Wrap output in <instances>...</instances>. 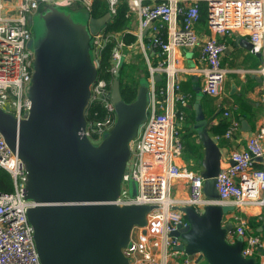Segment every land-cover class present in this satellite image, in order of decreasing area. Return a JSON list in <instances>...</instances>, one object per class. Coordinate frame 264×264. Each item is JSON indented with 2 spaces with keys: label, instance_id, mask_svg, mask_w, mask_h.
I'll return each instance as SVG.
<instances>
[{
  "label": "built area",
  "instance_id": "obj_1",
  "mask_svg": "<svg viewBox=\"0 0 264 264\" xmlns=\"http://www.w3.org/2000/svg\"><path fill=\"white\" fill-rule=\"evenodd\" d=\"M95 0H0V110L12 114L17 120L26 118L30 109L28 97L31 84L34 49L31 19L48 6L71 7L78 5L90 14ZM106 4L109 22L116 15L118 5L126 3L128 15L137 20L135 40L130 44L123 35L130 34L127 27L121 32H106L105 26L90 35V58L98 70L100 53L106 44H112L110 78L97 75L89 87L85 109L84 135L94 145L101 142L116 121L114 105L110 100L113 71L121 58L135 45L144 56L148 77L147 117L137 136L129 144V158L123 173L117 198L110 202L117 206L147 205L146 224L132 228L128 245L122 254L128 264H195L180 259L176 250L180 239L174 231L187 227L185 215L175 207L191 206L200 212L210 204L234 207L226 221L233 227L225 240L242 242L241 255L253 258L255 264H264V230L252 233L248 221L238 210L245 206H264V119L258 130L248 137L242 150L230 153L232 164L220 168L216 176L218 200L210 201L203 193V178L198 170L183 169L176 163L182 153L180 128L186 116L178 105L186 104L187 96L181 92L178 75L181 72H201L203 91L217 97L228 70L221 65V56L227 46L214 35L230 36L239 33L248 36L250 52L259 55L261 62L255 73L261 78L264 112V0H98ZM206 8L204 34L197 31L199 6ZM127 16V14H126ZM207 31V32H206ZM206 32V33H205ZM199 47L200 69L184 68L176 52L180 48ZM156 52L157 62L150 61L146 48ZM164 80L157 87L154 76ZM238 106L231 104L221 115L229 122L222 136L230 138L240 130V122L232 117ZM264 117V116H263ZM261 158L262 167H256ZM0 170L11 179L12 191L0 192V264H40L33 241V228L27 219V210L35 203L25 197L27 174L19 160L0 134ZM185 181L186 196L175 197L172 182ZM137 184L138 194L128 196V182ZM234 210H237L234 212ZM229 212V213H231Z\"/></svg>",
  "mask_w": 264,
  "mask_h": 264
},
{
  "label": "water",
  "instance_id": "obj_2",
  "mask_svg": "<svg viewBox=\"0 0 264 264\" xmlns=\"http://www.w3.org/2000/svg\"><path fill=\"white\" fill-rule=\"evenodd\" d=\"M39 16L47 33L34 49L28 114L17 120L0 110V134L24 164L25 197L35 203L26 215L37 256L40 264H128L122 249L132 228L145 226L149 206L110 202L120 191L129 144L147 117L148 81H140L135 99L125 102L119 81L124 59H120L110 89L116 121L101 142L92 144L84 135L89 87L98 75L90 58L91 33L53 6ZM109 18L105 13L96 20L105 26ZM241 44L248 50L252 47L248 40ZM160 79L154 76L155 82ZM189 107L195 113L192 129L202 150L198 171L203 193L216 201L222 151L208 131L201 105ZM241 129L249 130L245 121ZM174 209L188 222L185 229L171 233L180 239L175 247L182 251L180 259L195 264H255L253 258L241 255L240 240H225L233 224L224 219L233 206L210 204L200 212L191 206ZM261 210L264 214V206ZM263 230L264 220L257 232ZM260 252L264 254V249Z\"/></svg>",
  "mask_w": 264,
  "mask_h": 264
},
{
  "label": "crops",
  "instance_id": "obj_3",
  "mask_svg": "<svg viewBox=\"0 0 264 264\" xmlns=\"http://www.w3.org/2000/svg\"><path fill=\"white\" fill-rule=\"evenodd\" d=\"M128 28L131 32L130 35H133L132 33L136 34L137 20L134 19L132 23L130 22ZM204 29L205 26L201 27L198 22L197 31L201 34L200 36L204 34ZM214 37L227 46L225 53L221 56V65L228 70V73L220 94L217 97H211L203 91L204 81L199 71H194L193 73L181 72L178 75L181 92L187 96L186 104L184 106L178 105L184 111L186 118L182 123H177L180 128V139L183 149L181 155L177 157L176 163L183 169L198 170V162L202 157L201 146L192 129L195 113L189 106L196 103L201 105L205 119L209 121L208 131L212 125L226 120L222 117L220 110H224L231 104L238 106L237 112L232 113V117L238 119L240 125L242 121H245L249 130H242L240 127V130L235 132L230 138L222 137L218 140V146L222 151V167L230 164L229 156L232 151L244 149L248 137L258 130L264 119L261 78L255 73V70L260 65L261 58L242 46L241 42L248 40V36L233 33L230 36L214 35ZM146 53L151 62H157L158 56L156 52L147 47ZM198 53V46L190 49L180 48L177 50L176 56L181 67L194 68L196 70L203 67V64L198 60ZM129 61L133 64L139 61L145 66L143 70L147 72L144 56L135 45L124 57V62ZM209 133L211 136H215L210 131ZM256 167H262L259 161H257ZM172 192L175 197H185V181L183 179L173 180ZM238 211L248 221L249 230L252 233L257 232L264 220L261 208L249 205ZM231 215L232 212L228 213L225 219L228 220Z\"/></svg>",
  "mask_w": 264,
  "mask_h": 264
},
{
  "label": "trees",
  "instance_id": "obj_4",
  "mask_svg": "<svg viewBox=\"0 0 264 264\" xmlns=\"http://www.w3.org/2000/svg\"><path fill=\"white\" fill-rule=\"evenodd\" d=\"M107 11V7L105 2L95 0L92 3L91 11L89 16L93 19L101 18ZM127 14V16H126ZM205 19H206V8L203 3L199 6V23L201 27L205 26ZM131 22L130 15H128L127 12V5L126 3H120L117 8L116 15L113 17L111 22L105 24V31L106 32H121L125 28L129 27ZM123 41L126 44H130L135 40V37L130 34L123 35ZM113 45L112 44H106V46L103 48V50L100 53V61L98 66V75L101 77L110 78L111 74L109 73L110 68V53ZM145 67V66H143ZM146 79H147V72L146 70H143ZM135 65L131 64L129 62H123L122 66L120 67V75H119V81H120V93L122 96V99L125 102H131L135 99L137 88L139 86L140 80L139 77L135 73ZM164 80L161 79L157 83V87H160L163 85ZM222 112V110H220ZM229 125V122L224 120L220 121L219 123L212 125L209 129V131L215 135V136H222L227 127ZM12 191V185H11V179L9 174L4 171L0 170V192H11ZM257 233V232H255Z\"/></svg>",
  "mask_w": 264,
  "mask_h": 264
},
{
  "label": "rangeland",
  "instance_id": "obj_5",
  "mask_svg": "<svg viewBox=\"0 0 264 264\" xmlns=\"http://www.w3.org/2000/svg\"><path fill=\"white\" fill-rule=\"evenodd\" d=\"M59 12L63 14H70V17L73 21L78 22L82 25H85L91 34L97 33L100 31L104 26L98 20L93 19L89 16L87 10L81 6L73 5L71 7H55ZM31 23H32V41L30 43V47L35 49L39 43L43 40L47 33V29L44 26L43 22L40 19L39 13H35L31 16ZM135 16H131V23L134 21ZM141 62V60H139ZM138 61V63H139ZM129 63L133 64L129 61ZM134 63L135 65V73L139 77L140 81L146 80V75L143 71V65L141 63ZM148 113V112H147ZM128 196L130 198H134L138 194L137 184L134 181H129L128 184Z\"/></svg>",
  "mask_w": 264,
  "mask_h": 264
}]
</instances>
